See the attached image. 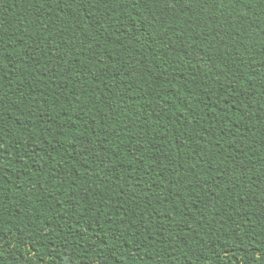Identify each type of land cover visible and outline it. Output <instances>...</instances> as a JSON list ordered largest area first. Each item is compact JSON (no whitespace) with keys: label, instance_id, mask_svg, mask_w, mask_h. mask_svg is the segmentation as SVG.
<instances>
[{"label":"trees","instance_id":"trees-1","mask_svg":"<svg viewBox=\"0 0 264 264\" xmlns=\"http://www.w3.org/2000/svg\"><path fill=\"white\" fill-rule=\"evenodd\" d=\"M249 7L0 0L3 264H264Z\"/></svg>","mask_w":264,"mask_h":264},{"label":"snow or ice","instance_id":"snow-or-ice-1","mask_svg":"<svg viewBox=\"0 0 264 264\" xmlns=\"http://www.w3.org/2000/svg\"><path fill=\"white\" fill-rule=\"evenodd\" d=\"M47 2L50 4L52 0H47ZM70 3H76L77 0H69ZM161 2H167V0H161ZM234 6L238 5L241 9H243L246 12H251V7H249L250 4L253 2L255 3L256 6L260 8H264V0H231ZM3 49L0 48V52H2ZM79 103V101H77ZM86 104L88 103L87 101L85 102ZM3 163V150L0 149V164ZM3 171V168H0V172ZM35 222L33 221V224ZM0 264H3V255L0 253Z\"/></svg>","mask_w":264,"mask_h":264}]
</instances>
